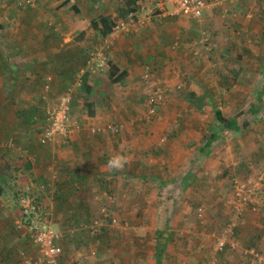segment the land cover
<instances>
[{"label": "rangeland", "instance_id": "1", "mask_svg": "<svg viewBox=\"0 0 264 264\" xmlns=\"http://www.w3.org/2000/svg\"><path fill=\"white\" fill-rule=\"evenodd\" d=\"M206 1L212 5L201 20L184 15L172 16L170 14L172 6L162 7L156 0H143L137 16L134 15L132 18L131 15L118 16V0H73L60 12L50 11L54 8L50 6L46 9L47 18L41 19L37 16L38 22L29 21L28 18L26 23L30 30L51 33L58 44L75 46V29L86 30L87 27H92L91 20L111 15L119 23L124 21L126 24L125 30L113 34L111 42L121 38V43L125 47L124 41H127L126 47L130 52L128 51L126 55H130V59L135 57L138 60L123 63L124 66L131 65V68L129 67L133 73L131 79L117 84L106 82L107 85L105 84L102 90L109 94L103 98L102 104L99 102L103 112L97 116L96 126L123 124L125 128L121 130L122 132L106 130L90 134L83 130L88 119L85 114L75 117V95L79 94L77 90V94L75 93V73L64 82L56 81L53 72L48 73L40 84L43 92L38 95V99L25 100L34 106L33 115L27 120L23 116H10L11 114L7 113L8 117L5 118L10 127L8 135L16 137L14 141L18 147L23 145V140H28L26 143L33 145L36 141L37 150L33 154L36 155L39 150H43L45 157L52 159V153L47 150L48 145L46 147L39 144V138L48 123L46 120L48 108L52 109L62 95L69 93L71 125L75 127V122L79 124L82 128L80 132L86 135V138L98 142H112V145H116L117 139L118 141L126 139L130 143L124 151L132 156L130 162L133 163H126L123 171L116 169L118 174L110 178L111 180L104 178L94 181L95 190L99 191L104 187L100 183L102 181L107 184V188L113 186L111 188L113 194L106 188L101 193H94V203L89 205L93 215L85 213V216L81 213L76 221L74 212L76 206L72 205L69 226H66L63 232L55 227L61 234V245L66 261L71 260V255L74 254H72L74 237L75 257H79L83 264H105L110 256L122 255L121 252L136 254L143 250V242L140 239L151 240L156 233L153 228L156 227V221L151 218L153 207L149 204L147 210H124L122 206L119 207L120 210L117 209V206H114V198L118 199L116 186L119 174H123L128 168L129 173L125 172L127 175L149 177L144 179L143 183L149 189L146 194L150 200L151 191L157 190L158 185L162 187L154 178L162 176V173L168 174L169 179L177 177L178 175L170 176L168 168L179 166L178 163L158 162L154 151L158 148L159 152L165 153L170 141L173 142L174 138H177V133H180L178 130L174 131L175 127L183 125L181 132L184 133L190 127L189 137L194 140L202 136L203 140H207L212 135L213 128L221 129L222 133L208 148L209 151H204V154L208 153V163L200 166V162H203L200 159L186 170L194 169L201 172L202 180H197L199 176L193 173L190 174L191 180L184 181L182 179L184 171L180 176L179 185L174 184L175 181L164 179L167 184L163 189L172 188L170 191L176 194L172 198H167L169 196L161 191V199H167L166 208L171 213L181 214L187 211V223L179 228L178 235L184 230L185 237L197 241L198 254L204 255L202 260L207 264L210 261L211 264H264V101L256 104L259 90L263 88L261 67L264 63V0H219L222 3L220 5L216 4L218 0ZM72 5H76L78 12H75ZM37 7L24 9L19 7V10L30 12ZM164 14L168 15L163 16ZM9 27L11 24L0 33L4 38L7 37L5 33ZM81 37L82 34L77 36L80 39ZM31 39L36 40V37L32 36ZM93 40L94 45L98 46L104 42L98 37ZM176 42L179 46L175 49L173 45ZM72 49L74 52L75 48ZM72 52L69 53L70 56ZM123 56L124 54L119 58ZM105 62L108 63L109 58H106ZM70 70L71 67L67 72ZM147 72L155 84L163 86L164 89L169 87L165 89L164 102L151 122L144 119L150 92L144 79ZM79 87L80 85L77 89ZM216 108L222 110L225 116L238 117L239 123L243 125L241 130L223 131L215 116ZM191 110L194 112H190ZM189 113L191 115H188ZM88 118L92 120L95 117ZM21 119L25 125L18 124L23 122ZM199 128L205 129V132L200 134ZM16 130L18 131L15 133ZM75 134L74 130L69 136L56 140L55 145H61L62 153L70 151L69 154L73 155L75 149L71 150L70 147L75 145ZM132 139L136 140L135 145H132ZM0 145L3 146L2 143ZM146 147L153 152L149 155L145 152L141 157L145 162L136 164L138 153ZM16 150L13 155L19 160L23 159L24 151L17 148ZM61 164L60 162L59 166H53L54 174H60L65 169ZM48 166H51V163ZM101 166L107 169L108 162ZM90 168L96 174H101L100 167L97 170H93L91 166ZM35 183L34 187L42 182L35 180ZM126 183L128 182L123 180L122 186L125 188ZM237 183L247 185L250 201L236 210L234 185ZM35 195L42 199L45 194L35 192ZM17 196L15 195L14 199ZM124 197L128 201L132 199L127 195ZM14 199L8 204L9 207L18 206ZM103 207L109 214V225L106 224V219L98 231L81 229L87 223L102 219ZM200 208H203L204 212L202 220L198 217ZM2 215L8 214L2 212ZM172 217L175 218L174 221L180 219L175 214ZM231 224L233 229L227 236L226 245L222 250H217L218 238ZM15 233L16 236L19 234L16 230ZM137 239L141 244L139 247H136ZM31 249L27 240L19 242L15 245L14 252H11L12 258L19 262V252H22V258L25 254L35 255L36 250Z\"/></svg>", "mask_w": 264, "mask_h": 264}, {"label": "crops", "instance_id": "2", "mask_svg": "<svg viewBox=\"0 0 264 264\" xmlns=\"http://www.w3.org/2000/svg\"><path fill=\"white\" fill-rule=\"evenodd\" d=\"M64 1L66 0H38V7L36 10L23 12L17 7L16 0H0V33L6 30L5 27L7 25L11 24V27L7 28L5 33L7 37L4 38V35H0V143L7 147L3 148V150L0 148V151H2L0 152V161L2 162L0 165H6L7 163L11 165L7 174L3 173L2 169L0 170V264H7L3 262L4 258H6L9 264H18L15 259L12 258L11 245H13L14 249L15 245L19 242L27 240L30 243L29 237L18 225L21 217V208L18 201V196L20 194H25L27 191H32L34 193L43 192L45 195L42 196L41 200L44 202L47 210L53 215L55 227L63 232V229L69 226L70 220L72 219V205L76 206V209L74 208L76 221V218L80 216L81 213L86 216L85 213L91 212L89 205L94 203V193H101L106 188L113 194L111 189L113 186L110 188L108 185L109 188H107V184L102 181L100 183H102L104 187L99 191L94 189L96 186L94 181L96 179H112L115 174H118L116 169L111 170L109 167L106 169L105 166L101 165H105L111 158L118 155L126 157L128 164L133 163L130 162L132 156H129L124 151L125 148L129 147L127 144H130L126 139L122 141H118L119 139L115 140L116 145H112V142L93 141L86 138V135L80 132L82 128L80 130H75V145L70 147L71 150L75 149L73 155L69 154V150V152L66 151L62 153L61 145H55V143H57L56 141L48 144V147L45 145L47 150L52 153V159H47L43 150H39L36 155L33 154L37 150V148H35L37 145L36 141L35 145H33L32 143H26L28 140H23V145L21 144V146L18 147L16 141H14L16 137H9L8 135L10 127L7 120H5V118L8 117L7 113L9 115L11 114L10 116H21L20 112L23 111L25 113L30 112L31 115H33L34 106L29 105L25 100L38 99V95L43 92L40 89V84L50 72H53V77L59 82L67 81L68 77H71V74L75 73V93L76 90L79 93L75 95V117L80 114L86 115L88 123L85 124L83 130L89 133L92 132V128H102L103 131L99 132H106L105 127L96 126L95 120L99 113L103 112L101 107L103 98L107 97L109 94V92L104 93L102 89L107 85L106 82L112 83L109 69L110 63H115L121 70H126L128 72L125 81L132 77L133 73L130 70L131 65L125 64L126 66H124L123 63L129 60L138 62V60L135 57L130 59L131 56L126 55L130 50L126 47L127 41H124L125 47H123V43H121V38L120 40H112L111 42L114 33L105 37L103 39V44L98 46L94 45L95 39L93 41L92 39L95 37L101 39V35L93 27H87L86 30L81 29V31L75 29V46H66L63 43L58 44L55 36L51 33H42V30L36 29L32 31L28 28L26 23L28 22V18H30L29 21L32 22H38L36 19L37 16L41 19L43 17L47 18V16H45L46 9H49L50 6L54 7L50 11L60 12L65 8ZM71 1L73 0H70V2ZM170 14L172 16H182L180 14H174L172 11ZM166 15L168 14H164L163 16ZM91 21L90 25L92 26ZM24 22L26 24H24ZM243 24H246V22H243ZM79 34H82L81 39L77 38ZM32 36L36 37V40L31 39ZM110 47L111 49H108ZM118 47H120V49H118ZM72 48H75L74 52H72ZM70 52H72L71 56L69 55ZM123 54L126 61L124 56L123 58H119V56ZM102 57L105 59L109 58V62L102 65ZM70 67L71 70L68 73L67 71ZM85 75L86 80L84 79ZM77 80L80 82H77ZM78 85H80L79 89H77ZM167 88L169 87L165 89L167 90ZM99 102H101V104ZM91 104L92 113L90 112ZM190 112L194 111L191 110ZM188 115H191V113ZM88 117L95 118H93L92 121L91 118ZM21 120L24 122L23 119ZM23 122H19L18 124L25 125V122ZM182 126L183 125H177L175 127L174 131L178 130L180 133H177V138H174L173 142L170 141L167 151L161 153L157 148V152L160 154L158 156L154 155L155 158L158 159L157 161H161L162 164L178 163L179 166H170V168H168L170 176H178L169 179L168 174L162 173V176H160L158 173L159 176L156 177V179L154 178V180L162 187L158 185L157 190L151 191V199L149 200L146 194V192H149V189L143 183V180L149 177L136 176L134 174H129V176L126 174L129 173V169L127 168L124 170L123 174H119V182L116 186V195L118 199L115 200L114 198V206H117L119 210L121 206L124 210H147L149 204H151L153 207L151 218L156 221V227H153L155 228L154 231L165 232L164 236L166 237H169L171 234L163 260L165 264H173V262L176 261L182 262L183 264H206V261L202 260L204 255L198 254V242L192 241L190 237L180 238L178 235L179 228L185 226L187 223V211H183L181 214L176 212L171 213L170 210L166 208L168 206H166L167 199H161V191L164 195L169 196L167 198H172L173 195H176L175 193L172 194L170 191L172 188L163 189L167 184V181H164L165 178L172 182L175 181L174 184L179 185L181 182L180 176L184 171L182 178L184 181L188 179L191 180L190 174L193 173L199 176L197 180H202L203 175L201 172L195 171L194 169H189V171L186 170L200 159L203 160L202 163L200 162V166L207 164L209 161L208 153L204 154V152L200 153L199 151V147H203L206 142V140H203V136L194 140V138L189 137L190 132H188V129L190 127L182 133ZM184 126L187 125L184 124ZM199 129L200 134L205 132V129ZM17 131L18 130H16L15 133ZM123 135H125V132H123ZM20 137L21 135L18 136L19 139ZM191 140H194L192 141L194 143H192ZM135 142V139L131 140L132 145H135ZM200 143H202V145H200ZM191 146L192 148H190ZM16 148L24 151L25 156L23 159L19 160L16 155H13V152L17 151ZM147 151H149V147L140 150L138 153L139 157L136 159V164L145 162L141 157H143ZM205 151L208 152L209 150L206 149ZM4 152H6V155L3 154ZM8 152L10 153L9 156L7 154ZM189 154L192 156H189ZM201 154L203 155L202 157ZM60 162L62 163L61 167L65 169L62 170L60 174H54L52 168L53 166H59ZM50 163L51 166H48ZM90 166L93 170H97V168L100 167L101 174L99 175L93 172ZM124 167L125 166L121 168L122 171ZM35 180H40L42 183L49 181L53 184V189L42 191L39 185L34 187V185H36V183L34 184ZM123 180L128 182L126 183V188L122 186ZM15 195L18 196L14 199ZM125 195L132 197V199L129 201L126 200L124 197ZM12 199L18 203L16 208L8 206V204H11ZM61 210L64 212L62 213ZM2 212L8 215H2ZM157 213L159 214L157 215ZM174 214L180 219L174 221L175 218L172 217ZM160 216L162 217L161 219ZM15 230L19 232L17 236ZM184 233V230L180 232L181 235ZM138 239L136 241V247L141 245ZM155 240L156 235L152 237L151 240L141 238L140 241L143 242L142 251H138L136 254L135 252L131 254L119 252L122 255H117L115 257L110 256L105 264H157ZM72 244L74 245V252H72V254H74L71 255L72 259L66 261L64 253L62 258L63 264H83V261H80L79 257H75V237ZM207 245L209 244L207 243ZM30 246L32 247L31 251L34 250V245L32 243H30ZM80 255L81 254H78V256Z\"/></svg>", "mask_w": 264, "mask_h": 264}, {"label": "built area", "instance_id": "3", "mask_svg": "<svg viewBox=\"0 0 264 264\" xmlns=\"http://www.w3.org/2000/svg\"><path fill=\"white\" fill-rule=\"evenodd\" d=\"M160 6H172L174 14L184 15L195 20L204 18L207 10L212 4L206 0H156ZM38 0H17V5L24 9L28 7H36ZM220 4V1H216ZM126 24L119 23L114 30V34H118L125 30ZM129 30V29H126ZM178 42L174 43L173 48H178ZM105 58L102 57V65ZM144 79L149 87L147 97V112L144 119L148 122L158 114L160 106L165 99V89L163 86L155 84L149 72L144 75ZM49 87V86H47ZM48 124L40 135L39 142L42 145H48L56 141L59 137H67L74 130H80L81 126L75 123V127L71 125V95L69 93L62 95L57 104L51 109L48 108ZM106 130L112 132H120L123 130V124L111 123ZM105 130V131H106ZM93 133L103 131L102 128H92ZM164 140V139H163ZM40 190L49 191L53 189V184L49 181L41 183ZM236 197V210L250 201L249 190L244 183L234 185ZM21 216L23 220L19 221V228L23 229L29 235L32 243L37 248L36 254L32 256L24 255L26 264H63L62 258L64 251L61 245V234L55 229L53 215L47 210L44 202L38 198L32 191H27L20 197ZM103 218L97 219L91 224L83 225L84 228H91L98 231L103 225L104 220L109 216L107 209L102 208ZM198 217L204 218L203 208L198 211ZM115 221V220H114ZM233 225L226 227L222 236L218 238L216 248L222 250L227 242V236L232 232Z\"/></svg>", "mask_w": 264, "mask_h": 264}, {"label": "trees", "instance_id": "4", "mask_svg": "<svg viewBox=\"0 0 264 264\" xmlns=\"http://www.w3.org/2000/svg\"><path fill=\"white\" fill-rule=\"evenodd\" d=\"M143 0H118L119 2V6H118V16L120 17H126L127 15H131V18L138 14V10H139V5ZM239 1V0H236ZM70 2V0H66L64 1V5L68 4ZM222 4V3H220ZM219 4V5H220ZM72 7L75 9V12H78V9L76 7V5H72ZM124 22V21H123ZM122 22V23H123ZM92 27L100 33L101 35V39L103 40L105 37H107L108 35L114 33L115 27L119 24V22L111 15H103L100 16L99 19H93L91 21ZM110 75H111V81L112 83H122L126 80L127 76H128V72L126 70H121L120 67L118 65H116L115 63H110ZM261 71H262V79H263V88L262 90H259V93L257 95V102L256 104L263 102L264 101V63L261 67ZM86 75L84 76V79L86 80ZM86 83V82H85ZM83 85V84H82ZM85 85V84H84ZM88 90V89H87ZM92 108V104L90 105V112L92 113L93 111L91 110ZM21 116L25 117L27 120L30 118L31 113H25L23 111L20 112ZM215 116L217 121L220 122L223 131H239L241 130L242 126L239 123L238 117L236 116H225L224 112L218 108L215 109ZM48 116L46 115V120ZM48 123H46L47 125ZM46 127V126H45ZM45 129V128H44ZM221 129H212V135L206 140L205 144L203 145V147H201L200 151L204 152L206 149H208L209 147L212 146V143L217 141L219 139V137L221 136ZM40 143V142H39ZM41 144V143H40ZM42 145V144H41ZM5 145H0L1 150H3ZM2 152V151H0ZM153 152V151H152ZM150 150L147 151L146 153L149 155L152 153ZM155 156H158L160 153H158L157 151H154ZM4 155H6V152L3 153ZM9 156V152L7 153ZM4 157V156H3ZM10 164H1L0 165V170H3V173L7 174L9 172ZM23 195V193H22ZM21 194L18 196V201L20 200V197L22 196ZM39 198V197H38ZM40 199V198H39ZM20 204V202H19ZM1 208V207H0ZM21 208V207H20ZM104 208V207H103ZM92 212H89L88 215L91 216L93 214H91ZM23 220V217H20V221ZM87 222V220L85 221ZM84 222V223H85ZM109 219L107 218V223L109 225ZM90 224V223H87ZM86 225V224H85ZM81 229H88L91 230V228H84L82 226ZM165 232L162 231H156L155 235H156V240H155V244H156V256H157V264H165L164 260V256H165V252L167 249V243L170 240L171 234L169 237L164 236ZM28 237L29 235L26 234ZM180 238L185 237V233L183 235H181L179 233ZM29 241L30 243H32L30 237H29ZM33 244V243H32ZM34 245V244H33ZM12 246V248H11ZM11 252L13 251V245H11ZM34 249L37 251V248L35 247V245L33 246ZM21 253L19 252V262H17L18 264H26V262L24 261V259L21 257ZM22 259V262H21ZM3 262L9 263L6 258L3 259ZM183 264L182 262H173V264ZM207 264V263H206ZM208 264H211V261L208 262Z\"/></svg>", "mask_w": 264, "mask_h": 264}, {"label": "clouds", "instance_id": "5", "mask_svg": "<svg viewBox=\"0 0 264 264\" xmlns=\"http://www.w3.org/2000/svg\"><path fill=\"white\" fill-rule=\"evenodd\" d=\"M127 158L124 156H114L108 161V167L112 169H121L127 163Z\"/></svg>", "mask_w": 264, "mask_h": 264}]
</instances>
